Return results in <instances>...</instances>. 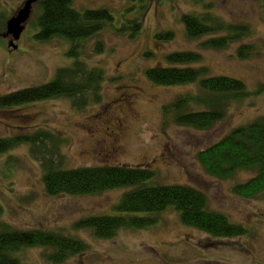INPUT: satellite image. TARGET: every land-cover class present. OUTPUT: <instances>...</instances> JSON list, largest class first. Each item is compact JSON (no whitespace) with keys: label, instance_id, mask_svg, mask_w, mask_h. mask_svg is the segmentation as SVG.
Wrapping results in <instances>:
<instances>
[{"label":"rangeland","instance_id":"obj_1","mask_svg":"<svg viewBox=\"0 0 264 264\" xmlns=\"http://www.w3.org/2000/svg\"><path fill=\"white\" fill-rule=\"evenodd\" d=\"M27 0H0V93L23 90L50 82L60 68L72 60L66 56L69 42L55 38L46 43L36 39L39 10L34 3L17 49L3 36L6 25ZM211 12L224 22L248 26L250 35L226 50L202 49L209 37L188 39L181 23L183 15L207 11L192 0H147L148 11L138 35L129 39L117 32L139 14L138 4L128 0H73L76 10L107 9L112 25L85 44L89 64L105 70L100 104L76 111L65 98L31 103L18 109L0 108V138H13L45 129L65 141L60 147L65 169L126 165L145 167L156 173L150 185H186L204 193L210 209L242 224L248 235L215 239L184 226L177 212L169 209L146 230H121L109 240L95 238L89 230H75L79 221L92 216L117 217L114 207L131 188L100 195L50 197L43 184L41 161L22 144L0 155V221L17 230L39 229L75 237L88 245L87 252L63 264H264V201L235 196L232 188L254 176L241 171L232 179L208 175L197 154L219 142L237 126L264 115V93L230 108L228 117L213 129L199 131L173 123L165 126L162 108L177 96L195 91L196 85L158 86L147 70L167 66L164 57L173 52H193L208 76H225L245 83L250 91L264 84V4L260 0H204ZM5 29V30H4ZM173 32L174 39L159 42L155 35ZM7 35V34H6ZM98 37L105 50L93 54ZM253 46L255 53L240 59L237 49ZM151 52V57H145ZM16 109V110H14ZM19 137V136H18ZM119 149L110 155V146ZM47 248H30L17 254L22 264H49Z\"/></svg>","mask_w":264,"mask_h":264},{"label":"trees","instance_id":"obj_2","mask_svg":"<svg viewBox=\"0 0 264 264\" xmlns=\"http://www.w3.org/2000/svg\"><path fill=\"white\" fill-rule=\"evenodd\" d=\"M138 4L139 14L133 21L123 24L117 32L133 39L148 11L147 0H128ZM264 4V0H260ZM207 11L182 16L181 23L188 39L209 37L202 49L226 50L232 43L250 35L248 26L224 22L211 12L204 0H192ZM35 7L38 33L36 39L46 43L58 38L69 42L66 56L72 60L68 67L56 71L54 78L43 85L27 88L0 99V108H13L22 104L68 99L76 111L102 102L103 84L107 80L105 70L89 64L85 44L95 39L113 23L107 9L76 10L73 0H40ZM113 26V25H112ZM5 30V29H4ZM173 32L155 35L159 42L171 41ZM93 54L105 50L98 37ZM253 46L242 45L237 49L240 59H248L255 53ZM146 52L145 57H151ZM167 66L154 67L146 72L148 80L158 86L196 85L193 92L177 96L162 108L163 123L190 127L199 131L213 129L224 121L230 108L236 104L264 93V84L250 91L245 83L225 76H208L205 66L193 67L202 56L193 52H173L164 57ZM65 143L50 131L40 129L26 136L0 138V155L19 145L30 147L31 155L41 161L43 184L50 197L100 195L119 188H131L122 195L114 207L123 216H92L75 224V230H89L100 240L114 238L121 230H146L155 226L158 216L173 209L180 222L215 239H233L248 235L242 225L233 223L220 212L210 209L208 197L201 191L186 185H150L147 182L156 173L145 167L126 165H103L65 169L63 156L59 153ZM205 172L219 180L232 179L238 172L251 171L254 176L235 185L232 193L245 200L264 201V115L237 126L219 142L199 152L196 157ZM3 207L0 205V216ZM30 248H47L49 264H63L69 258L87 252L83 241L59 232L17 230L0 221V264H22L17 256Z\"/></svg>","mask_w":264,"mask_h":264},{"label":"water","instance_id":"obj_3","mask_svg":"<svg viewBox=\"0 0 264 264\" xmlns=\"http://www.w3.org/2000/svg\"><path fill=\"white\" fill-rule=\"evenodd\" d=\"M38 1L39 0H27L18 14L8 21L6 25V34L12 38L10 47L13 49H17L14 42L21 38L25 29V24L31 16L32 5Z\"/></svg>","mask_w":264,"mask_h":264},{"label":"flooded vegetation","instance_id":"obj_4","mask_svg":"<svg viewBox=\"0 0 264 264\" xmlns=\"http://www.w3.org/2000/svg\"><path fill=\"white\" fill-rule=\"evenodd\" d=\"M39 1H40V0H39ZM39 1H38V2H39ZM3 37H4L6 40L10 38V36L6 35V33L4 34ZM10 42H11V40H10ZM18 91H20V90L10 91V92H5V93H0V99H3V98H5V97H7V96H9V95H11V94H13V93H15V92H18ZM25 105H27V104H22V105H19V106L13 107V108L18 109L19 107H22V106H25ZM13 108H1V109H6V110H8V109H13ZM16 109H14V110H16ZM19 130H20L22 133L19 134V135H16L15 137H18V136H26V135H28V134H24V131H25V128H24V127L19 128ZM13 138H14V137H13ZM118 149H119L118 144H116V143L112 144V145L110 146V155H111V154H115V153H117V152H118Z\"/></svg>","mask_w":264,"mask_h":264}]
</instances>
